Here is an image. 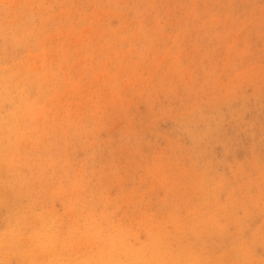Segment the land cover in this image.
Returning a JSON list of instances; mask_svg holds the SVG:
<instances>
[{"label":"rangeland","instance_id":"374dc122","mask_svg":"<svg viewBox=\"0 0 264 264\" xmlns=\"http://www.w3.org/2000/svg\"><path fill=\"white\" fill-rule=\"evenodd\" d=\"M251 13L234 20L221 0H0V264L206 257L239 242L238 224L259 259V0ZM205 81L225 141L254 121L255 144L241 133L190 155L173 137L170 85L196 98Z\"/></svg>","mask_w":264,"mask_h":264},{"label":"clouds","instance_id":"9594fccd","mask_svg":"<svg viewBox=\"0 0 264 264\" xmlns=\"http://www.w3.org/2000/svg\"><path fill=\"white\" fill-rule=\"evenodd\" d=\"M221 7L229 9V15L237 21H247L252 23L254 17L251 10L254 7V0H221ZM260 7V29L261 35L264 37V0H259ZM252 53V60L255 62V56ZM259 72L261 77V93L264 99V43L259 49ZM216 90L215 86L205 81L197 90L196 98H193L192 92L184 86L172 83L170 85V93L173 97L172 101L162 107L161 111L168 114L175 124L172 128V135L179 140L186 151L190 155L201 153L208 146L209 141L224 144L230 149L232 143H237L241 133L247 136L252 144L256 143V126L252 125L242 127L232 137V143L225 141V124L227 121L223 116L215 115V109L210 106L213 99L210 97V91ZM209 96V99H200V97ZM167 99V96L165 97ZM160 119V117H157ZM154 127V123L149 125V130ZM261 133L259 135V143L261 145V166L264 167V121L260 124ZM171 143V141H170ZM180 178L177 177V180ZM243 224L236 226L238 243L231 246L220 243L217 245L213 255L206 257H189L179 258L167 261L149 262V264H264V253L260 254L259 259L249 258L250 247L243 239ZM264 237V229L261 231ZM13 264H16L14 261ZM21 264H37V262H21ZM39 264H47V262H39ZM61 264H72V262H61ZM78 264V262H77Z\"/></svg>","mask_w":264,"mask_h":264}]
</instances>
